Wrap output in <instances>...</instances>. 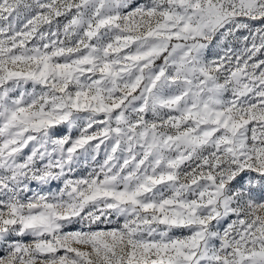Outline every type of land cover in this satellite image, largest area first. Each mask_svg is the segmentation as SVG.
Here are the masks:
<instances>
[{"label":"snow or ice","instance_id":"1","mask_svg":"<svg viewBox=\"0 0 264 264\" xmlns=\"http://www.w3.org/2000/svg\"><path fill=\"white\" fill-rule=\"evenodd\" d=\"M0 264H264V0H0Z\"/></svg>","mask_w":264,"mask_h":264}]
</instances>
